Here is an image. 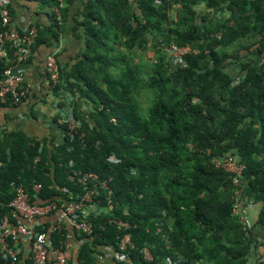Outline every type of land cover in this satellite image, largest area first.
<instances>
[{"label":"trees","instance_id":"1","mask_svg":"<svg viewBox=\"0 0 264 264\" xmlns=\"http://www.w3.org/2000/svg\"><path fill=\"white\" fill-rule=\"evenodd\" d=\"M34 1L49 9L50 24L35 25L22 65L48 50V79L46 60L55 55L60 80L49 90L82 124L70 138L57 119L65 138L55 149L1 127L0 221L20 184L32 200L59 205L92 190V232H79L69 264L253 263L255 229L264 226V0ZM69 21L81 46L62 65L54 47ZM174 44L193 49L179 65L165 50ZM5 49L0 77L17 64L15 43ZM228 154L244 165L245 205H260L248 231L234 211L233 175L216 164ZM89 172L98 177L83 184ZM50 235L54 248H65V227ZM31 260L0 250V264Z\"/></svg>","mask_w":264,"mask_h":264},{"label":"built area","instance_id":"2","mask_svg":"<svg viewBox=\"0 0 264 264\" xmlns=\"http://www.w3.org/2000/svg\"><path fill=\"white\" fill-rule=\"evenodd\" d=\"M63 2L64 0H60ZM56 11L60 16V9L56 7ZM0 20L3 29H0V55H6L5 44L7 41L15 43L17 64L8 67L3 76L0 77V104L11 100L13 103H19L27 98L31 89V84L27 81L23 61L31 55V46L35 42L38 29L36 26H29L27 29L20 31L15 28L12 23V13L9 8V0H0ZM166 53L175 65L184 62L185 55L189 54L193 49L191 46L170 45L166 47ZM46 70L48 73L49 88L55 87L60 80V68L55 55H49L46 60ZM237 81H239L237 79ZM63 120L66 123V134L73 138L77 129L82 122L75 118L71 111L61 109ZM217 166L224 168L233 175V184L235 186V213L240 220L245 223L244 229L252 226L250 212L245 205L241 196V177L244 165L239 158L233 154H228L222 159L216 161ZM98 175L92 172L86 173L81 178L83 184L97 179ZM41 184L33 186L34 192H39ZM93 191L89 190L80 202L65 201L62 204L53 201L50 203H39L32 200L27 186L20 184L16 189L14 199L9 203L11 213L6 214L0 221V250L9 254L14 260L22 254L31 255L30 264H69L74 257V251L69 242L65 248H54L51 241V231H61L68 221L75 230L90 234L92 232V224L86 217V211L92 206ZM53 216V226L48 230L37 231L36 227L43 226L44 223L40 217ZM123 226H128L122 222ZM130 235L127 234L121 242V248L125 249L130 243ZM29 243V248H25V244ZM120 257H123L120 254ZM254 264V263H249Z\"/></svg>","mask_w":264,"mask_h":264},{"label":"crops","instance_id":"3","mask_svg":"<svg viewBox=\"0 0 264 264\" xmlns=\"http://www.w3.org/2000/svg\"><path fill=\"white\" fill-rule=\"evenodd\" d=\"M9 1L14 9L13 26L20 31L27 29L29 26L37 25L41 27L50 24L49 9H41L38 2L34 0ZM72 25V22L69 21L66 33L62 36L60 43L54 47V52L57 53L62 65L72 62L81 46L72 34ZM39 53V56H36L37 58H34L32 62L23 67L26 79L31 84L30 96L17 105H0V129L2 127L9 131H23L30 137L46 141L51 149H55L64 142L65 131L57 121V119L63 120L64 115L58 107V98L49 90V82L44 70V61L48 50L41 48ZM81 107L86 110L85 106ZM246 206L250 212L251 222L254 223L258 219L260 205L246 203ZM91 212L92 209L86 211L87 218L91 215ZM39 220L52 228L54 217H40ZM65 228L68 231V242L75 255L81 244L77 237L79 231L75 230L68 221L65 223ZM255 232L256 238L252 250V261L257 264L264 257V226H256ZM25 248H29V243L25 244ZM104 252L105 258L103 259L109 261L113 257V251L111 248H106Z\"/></svg>","mask_w":264,"mask_h":264},{"label":"rangeland","instance_id":"4","mask_svg":"<svg viewBox=\"0 0 264 264\" xmlns=\"http://www.w3.org/2000/svg\"><path fill=\"white\" fill-rule=\"evenodd\" d=\"M143 114H144L145 116H147L148 111H147V110H143Z\"/></svg>","mask_w":264,"mask_h":264}]
</instances>
